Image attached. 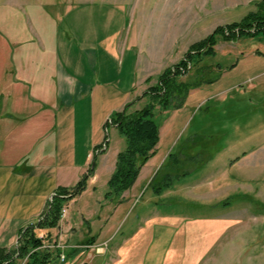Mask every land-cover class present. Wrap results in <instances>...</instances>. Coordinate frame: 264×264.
<instances>
[{
    "label": "rangeland",
    "instance_id": "obj_1",
    "mask_svg": "<svg viewBox=\"0 0 264 264\" xmlns=\"http://www.w3.org/2000/svg\"><path fill=\"white\" fill-rule=\"evenodd\" d=\"M260 1L0 0V90L16 86L9 148L31 145L23 119L44 107L27 85L17 89L19 50L53 52L65 48V40L79 48L77 39L97 30L134 35L140 89L133 112L148 103L142 95L191 45L240 20ZM180 79L197 87L179 108H157L159 151L137 185L110 200L104 197L107 182L99 178L72 204L76 247L62 232L38 235L51 254L45 264H264V34L219 39L215 55L202 56ZM108 125L106 144L113 153L124 149L125 138Z\"/></svg>",
    "mask_w": 264,
    "mask_h": 264
},
{
    "label": "crops",
    "instance_id": "obj_2",
    "mask_svg": "<svg viewBox=\"0 0 264 264\" xmlns=\"http://www.w3.org/2000/svg\"><path fill=\"white\" fill-rule=\"evenodd\" d=\"M57 34L56 29V38ZM37 38L41 41V34ZM77 41L79 48L65 40V48L53 52H43L39 47L14 54L17 89L27 85L31 96L44 105L23 119L25 138H34L26 150L16 144L9 148L7 143L11 134L6 129L15 118L9 108L16 105V86L4 89L9 90L7 93L0 90V255L17 247L22 232L42 218L52 195L59 187L75 185L100 150L86 190L68 200L65 221L61 219L53 228H34L36 236L65 233L75 243L72 248L76 247L80 241L75 240L73 229L78 214H72V204L83 199L99 178L108 186L115 171L121 149L114 153L110 150L105 142L106 130L113 113L139 97L137 40L134 35L101 34L97 30L92 36L83 33ZM167 154H171L169 149L161 162ZM107 191L108 187L105 194ZM84 212L81 208L84 219L91 218Z\"/></svg>",
    "mask_w": 264,
    "mask_h": 264
},
{
    "label": "trees",
    "instance_id": "obj_3",
    "mask_svg": "<svg viewBox=\"0 0 264 264\" xmlns=\"http://www.w3.org/2000/svg\"><path fill=\"white\" fill-rule=\"evenodd\" d=\"M260 34H264V0L240 20L218 26L204 40L191 45L185 58L167 68L157 83L142 95L149 97L143 107L129 112L133 104L131 102L123 110L113 113L108 124L117 127L125 138L126 146L118 153L115 171L108 181L106 198L122 199L123 193L134 185L141 168L156 153L161 126L156 119L157 108L160 111L179 108L184 104L190 89L197 87V84L180 79V76L197 66V60L202 56L215 55V44L219 39L236 40ZM95 158L88 172L75 185L58 188L42 218L22 232L16 248L0 255V264H21L22 260H25V264H45L49 261L51 254L47 249H42V238L35 235L34 228H53L58 225L63 204L86 189L87 181L96 168Z\"/></svg>",
    "mask_w": 264,
    "mask_h": 264
},
{
    "label": "water",
    "instance_id": "obj_4",
    "mask_svg": "<svg viewBox=\"0 0 264 264\" xmlns=\"http://www.w3.org/2000/svg\"><path fill=\"white\" fill-rule=\"evenodd\" d=\"M85 264H87V263H85Z\"/></svg>",
    "mask_w": 264,
    "mask_h": 264
}]
</instances>
